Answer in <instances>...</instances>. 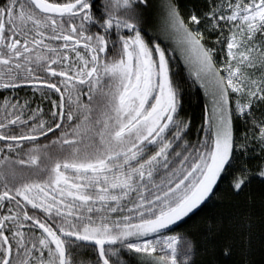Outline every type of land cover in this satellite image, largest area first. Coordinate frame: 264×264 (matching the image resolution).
<instances>
[{
  "label": "snow or ice",
  "instance_id": "6c2138e0",
  "mask_svg": "<svg viewBox=\"0 0 264 264\" xmlns=\"http://www.w3.org/2000/svg\"><path fill=\"white\" fill-rule=\"evenodd\" d=\"M0 90V264H264V0H0Z\"/></svg>",
  "mask_w": 264,
  "mask_h": 264
},
{
  "label": "trees",
  "instance_id": "16d2710c",
  "mask_svg": "<svg viewBox=\"0 0 264 264\" xmlns=\"http://www.w3.org/2000/svg\"><path fill=\"white\" fill-rule=\"evenodd\" d=\"M202 4L203 0H180V4L182 7L184 6H190L191 4ZM181 65V75L185 76L186 72L183 69V64L181 61H178ZM184 114L191 118L192 120V137L195 138V132L196 129L199 128L200 124L202 123L203 118V112H204V105H205V97L203 94V90L199 88L197 85L193 89H188L185 93L184 97ZM41 141L43 142V138H41ZM259 193L260 188L258 184H254L251 188V194L253 195L255 203L252 205L253 211L255 213V218L257 222L260 218V205H259ZM220 195H224L223 193H220ZM238 204L236 206L240 210H244L247 208L246 204V196L242 195L238 198ZM233 203H236L235 198H228L225 197L223 200H217L215 208H202L200 211L196 212L195 215L191 216V219L188 221V224L182 225L181 229H177V231L182 230L185 227H189L191 225H197L200 228V231L203 232L206 229L205 221L209 217H214L218 211L230 209L233 205ZM207 258V257H205ZM252 259L255 260L256 264H260L261 262V255L259 252V249L257 247V250L254 252Z\"/></svg>",
  "mask_w": 264,
  "mask_h": 264
},
{
  "label": "flooded vegetation",
  "instance_id": "af4514ba",
  "mask_svg": "<svg viewBox=\"0 0 264 264\" xmlns=\"http://www.w3.org/2000/svg\"><path fill=\"white\" fill-rule=\"evenodd\" d=\"M24 91H27V89H25ZM24 91H21V95H23L24 94ZM0 94H2V95H8V93H3V90H0ZM39 94L37 93V96H38ZM43 107L45 108V110L47 111V109L49 108V105H48V102L47 101H44L43 102Z\"/></svg>",
  "mask_w": 264,
  "mask_h": 264
},
{
  "label": "rangeland",
  "instance_id": "374dc122",
  "mask_svg": "<svg viewBox=\"0 0 264 264\" xmlns=\"http://www.w3.org/2000/svg\"><path fill=\"white\" fill-rule=\"evenodd\" d=\"M182 62V61H181ZM183 64V63H182Z\"/></svg>",
  "mask_w": 264,
  "mask_h": 264
}]
</instances>
